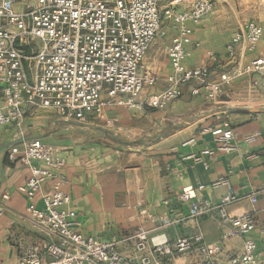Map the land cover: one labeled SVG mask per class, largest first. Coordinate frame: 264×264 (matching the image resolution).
I'll return each mask as SVG.
<instances>
[{
  "label": "built area",
  "instance_id": "obj_1",
  "mask_svg": "<svg viewBox=\"0 0 264 264\" xmlns=\"http://www.w3.org/2000/svg\"><path fill=\"white\" fill-rule=\"evenodd\" d=\"M214 6V0H0V129L11 126L21 131L29 107L53 109L66 120L83 122L112 103L164 109L181 97L184 84L194 80L201 83L208 99L215 100L233 75L263 72L264 58H255L233 73H223L218 81L208 80V65L188 66L187 45L193 35L190 23L210 15ZM166 22L176 30L165 47L171 73L164 89L150 93L158 76L146 67L145 59L156 40L167 34ZM262 35V25L248 21L226 45L229 56L235 57L236 43L245 41L248 49H255ZM199 91L194 89V93ZM212 133L218 150L231 152L236 148L230 123ZM259 134L255 131L244 140L255 141ZM8 156L30 170L19 189L30 201L27 211L34 227L45 237L43 246L33 244L19 255L16 264H177L190 252L201 256L198 264H264V250L259 251L252 238L244 240L243 252L221 256L222 242L246 236L258 225L254 210L234 213L230 205L244 198L256 203L264 189L236 195L229 188V179L221 177L212 187L228 190L216 203L193 189L177 195L180 201L191 203L190 213L180 219L142 208L140 214L157 223L156 231L140 229L123 239L132 242L131 252L124 253L118 241H98L78 230L77 212L64 189L68 183L62 171L65 159L52 144L35 138L12 145ZM194 158L208 166L202 155ZM46 185L49 188L45 189ZM204 188V184L198 185L199 190ZM38 197L42 205H38ZM4 198L9 195L4 194ZM3 213L0 203V218ZM204 217L219 221V242L207 241L201 228L191 237L175 239L160 231L188 218L199 223ZM261 231L264 234V228Z\"/></svg>",
  "mask_w": 264,
  "mask_h": 264
},
{
  "label": "crops",
  "instance_id": "obj_2",
  "mask_svg": "<svg viewBox=\"0 0 264 264\" xmlns=\"http://www.w3.org/2000/svg\"><path fill=\"white\" fill-rule=\"evenodd\" d=\"M214 1L210 15L196 24L190 23L193 35L192 42L187 45L190 52L188 66L208 65L210 81L220 80L223 73L243 69L255 58H264V2ZM251 20L262 25L261 39L253 50L248 49L245 41L236 43V55L231 58L226 45ZM165 26L167 34L156 40L145 59L146 67L158 76L150 93L164 89L171 73L165 47L171 44L176 30L169 22ZM197 87L200 91L194 93ZM102 98L108 99L107 94L104 93ZM2 103L0 97V105ZM229 105L264 108V71L233 75L215 100L208 99L201 83L194 80L184 84L181 97L164 109L131 108L112 103L105 105L100 113H94L88 122L78 121L93 126H100L95 122H102L101 127L115 128L121 136L136 135L134 140H137L157 134L156 130L159 133L168 123L177 124L192 117L182 128L145 148H121L104 139L97 140V134L92 135L89 129L70 123L76 120H66L53 109L32 107L26 109L21 131L11 126L0 129V145L25 133L28 134L24 136H34L52 144L65 159L62 171L68 183L64 189L71 195L72 207L77 212L78 230L98 241L116 240L122 252L130 253L132 242L123 239L140 229L156 231L157 223L142 216V208L172 220L180 219L190 213L191 203L180 201L177 195L193 189L199 196L216 203L228 190L225 186L212 187V183L221 177L229 179V188L236 195L244 196L264 189V112L225 111L224 107ZM225 122L230 123L235 132L236 148L231 152L218 150L212 133ZM46 123L52 129L57 127L56 131L39 132ZM145 127L147 129L143 131ZM85 130L89 132L85 133ZM255 131L260 132L257 139L246 142L244 137ZM205 150L214 153L205 154ZM8 153L9 149L0 157V203L4 208L0 218V264H16L26 249L33 244L43 246L45 243V237L36 230L27 211L30 201L19 189L28 179L30 170L19 161H10ZM198 155L203 156L208 166L195 160ZM199 184H204L205 188L199 190ZM47 188L49 185L45 186ZM4 194L9 198L5 199ZM37 203L42 205L40 197ZM229 210L234 213L254 210L258 225L246 236L222 242L221 256L243 252L246 238H252L259 251L264 250L261 231L264 228V192L258 194L256 203L244 198L230 205ZM199 228L207 241L221 240L222 228L213 217H204L199 223L193 218L184 219L160 231L175 239L191 237ZM200 260L197 252H190L179 258L177 264H198Z\"/></svg>",
  "mask_w": 264,
  "mask_h": 264
},
{
  "label": "water",
  "instance_id": "obj_3",
  "mask_svg": "<svg viewBox=\"0 0 264 264\" xmlns=\"http://www.w3.org/2000/svg\"><path fill=\"white\" fill-rule=\"evenodd\" d=\"M225 111L228 112H242V113H247V112H264V108H255V107H250V106H225L224 107ZM192 117L186 118L184 121L179 122L177 124L174 123H168L159 133L155 134L154 137H141L140 139L137 140H126L124 139L119 133L117 132H111L108 129L101 127V126H93L90 124H85L81 123L78 121H70L72 124H76L78 126H81L83 128L89 129L91 131L92 135H95L97 133H100L102 135H107L110 137L112 140L115 142L124 145L128 147L129 149H141L145 148L149 145H151L154 142H157L161 140L162 138L166 137L168 134H170L172 131L178 130L182 128L185 124V122L191 121ZM36 137L34 136H20L18 138L9 140L3 144L0 145V157L2 154L8 151V149L15 144L22 143L24 141H29L32 139H35Z\"/></svg>",
  "mask_w": 264,
  "mask_h": 264
},
{
  "label": "rangeland",
  "instance_id": "obj_4",
  "mask_svg": "<svg viewBox=\"0 0 264 264\" xmlns=\"http://www.w3.org/2000/svg\"><path fill=\"white\" fill-rule=\"evenodd\" d=\"M263 2H264V0H262ZM60 115V114H59ZM95 123H97V124H99L100 126H102V122H95ZM59 125H61V122H60V124H58L57 125V127L59 126ZM57 127H55V128H57ZM41 128H42V126H41ZM55 128H53L54 129V131H56V129ZM52 129V127H51V125L50 124H47L46 123V125H44V127H43V130H41V129H39V132H42V131H44V132H48L49 130H53ZM146 127L143 129V131H146ZM155 130H156V128H155ZM89 132V130H85L84 132L85 133H87V132ZM109 131H111V132H116V129L115 128H111ZM142 130H140L139 132H141ZM81 132V131H80ZM32 133H36L35 131H33ZM138 133V132H137ZM156 133H158V131L156 130ZM26 135L28 134V133H25ZM25 134H23V135H25ZM139 134V133H138ZM122 136H123V138L124 139H126V140H134V138L136 139V135H131V136H128V135H125V134H122ZM151 137H154V135H152ZM95 138V137H94ZM95 139H99L100 141H102V139H104L105 141H107V142H110V143H112V144H115V145H117V146H119V147H121V148H126V146H124V145H121V144H119V143H117V142H115L114 140H112L110 137H108L107 135H102V134H100V133H97V136H96V138Z\"/></svg>",
  "mask_w": 264,
  "mask_h": 264
}]
</instances>
